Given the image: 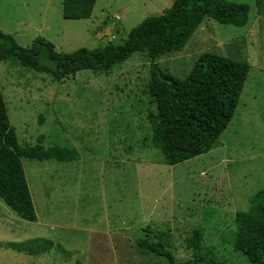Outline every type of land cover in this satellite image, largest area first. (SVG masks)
<instances>
[{
  "label": "rangeland",
  "instance_id": "1",
  "mask_svg": "<svg viewBox=\"0 0 264 264\" xmlns=\"http://www.w3.org/2000/svg\"><path fill=\"white\" fill-rule=\"evenodd\" d=\"M174 0H96L89 18L66 19L63 0H0V30L29 47L38 37L59 52L119 44ZM243 26L205 17L185 46L154 62L134 52L107 72L82 69L63 79L0 61V89L21 146L74 148L79 159L22 157L36 220L0 198V264H165L139 241L162 243L183 264L196 261L186 239L224 264H253L233 248L235 213L264 187V16L256 0ZM248 62L232 119L211 149L168 164L151 144L147 93L153 64L184 78L203 52ZM40 238L46 251L7 247ZM209 255V254H208ZM210 256V255H209Z\"/></svg>",
  "mask_w": 264,
  "mask_h": 264
},
{
  "label": "trees",
  "instance_id": "2",
  "mask_svg": "<svg viewBox=\"0 0 264 264\" xmlns=\"http://www.w3.org/2000/svg\"><path fill=\"white\" fill-rule=\"evenodd\" d=\"M96 0H63L66 19L89 18ZM257 12L264 16V0H256ZM249 5L232 0H174L163 14L146 17L133 27L119 44L101 48L81 47L73 52H59L43 37L23 47L15 38L0 30V61L15 58L22 66L45 72L54 79H63L82 69L107 72L128 59L134 52H143L154 62L161 56L180 51L208 17L221 24L243 26L248 21ZM250 65L213 52H203L184 78L162 71L155 64L150 69L147 93L156 109L149 111L151 144L168 164H176L208 152L233 117ZM43 137L35 145L21 146L9 122L0 89V198L20 218L36 220L22 157L58 161L79 159L74 148L53 145L44 148ZM249 208L235 213L233 248L253 264H264V187L249 197ZM144 252L177 262L162 243L140 242ZM49 240L33 238L26 243L8 242L15 250L29 253L46 251ZM196 261L224 264L212 252L202 253V234L194 230L186 239ZM10 248V247H9ZM210 256H209V255Z\"/></svg>",
  "mask_w": 264,
  "mask_h": 264
}]
</instances>
